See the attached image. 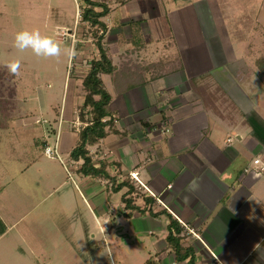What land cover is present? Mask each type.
I'll return each mask as SVG.
<instances>
[{
  "label": "crops",
  "instance_id": "crops-1",
  "mask_svg": "<svg viewBox=\"0 0 264 264\" xmlns=\"http://www.w3.org/2000/svg\"><path fill=\"white\" fill-rule=\"evenodd\" d=\"M93 1L102 4L96 11L106 8L102 42L115 71L100 77L110 80L109 89L103 83L113 129L86 148L94 167L105 164L115 184L134 187L136 208L127 215L128 186L115 190L104 176L82 174V159L70 158L85 125L75 114L84 91L73 116L67 104L55 108L40 142L44 148L49 138L58 140L75 174L59 202L75 214L64 211L63 218L83 238L78 245L98 264L132 245L144 246L143 264H185L167 245L169 214L182 227V245L193 247L194 264H264V173L251 156L257 141L264 145V0ZM194 78L201 79L197 91ZM70 86L75 95L76 84ZM44 173L50 193L68 183L64 174ZM194 177L201 179L193 193L186 185Z\"/></svg>",
  "mask_w": 264,
  "mask_h": 264
},
{
  "label": "rangeland",
  "instance_id": "rangeland-1",
  "mask_svg": "<svg viewBox=\"0 0 264 264\" xmlns=\"http://www.w3.org/2000/svg\"><path fill=\"white\" fill-rule=\"evenodd\" d=\"M81 6L82 0H0V264H98L92 254L83 252L78 245L83 238L77 239V231L71 230L72 219L63 218L65 213L75 217L74 212L68 211L70 207L59 202L75 179L67 155L58 150L59 158L47 156L40 143L43 127L50 125L46 120L52 118L55 108L60 110L67 104V114L74 115L73 104L80 103L78 95L84 93L82 73L96 57L92 28L78 15ZM22 29H38L73 54L62 51L59 57L45 58L31 50L20 52L13 46V34ZM13 59L20 61L18 75L6 67ZM102 80L109 89V78L103 75ZM70 82L76 84L75 95ZM80 109L81 105H77L76 121L80 120ZM84 112L85 119L89 118ZM53 140H48L52 146ZM255 147L251 156L257 155L264 163V145L257 141ZM38 152V162L22 172ZM45 169L58 178L64 174L68 183L50 193L42 186ZM71 205L74 207L73 202ZM48 215L54 224L46 220ZM32 230L35 236H31ZM113 234L116 235L115 230ZM85 241L89 244L91 238ZM129 241L136 243L134 238ZM143 247L128 246L126 252L113 249L110 258L105 256L106 264H143Z\"/></svg>",
  "mask_w": 264,
  "mask_h": 264
},
{
  "label": "trees",
  "instance_id": "trees-1",
  "mask_svg": "<svg viewBox=\"0 0 264 264\" xmlns=\"http://www.w3.org/2000/svg\"><path fill=\"white\" fill-rule=\"evenodd\" d=\"M82 1L84 6L82 7L81 19L87 22L92 28L91 35L95 40L98 57L93 58L90 61L89 67L82 78V87L85 93L79 113V119L84 122L85 125L78 131V140L76 145L70 151V158L72 160L82 159L83 162L79 169L82 174L104 176L112 182L113 189L115 190H119L125 185L128 186L127 194L122 197V201L124 202L125 209L129 210V213L127 214L129 215L131 211L136 208L131 198V193L134 191V187L127 181L115 184V178L111 177L105 170V164L100 167H94L86 148L87 145L104 137L109 129H113L112 112L109 108L111 95L105 88L100 74H112L115 71V67L108 58L102 42L106 26L101 20V17L105 15L106 8L96 11L95 7L101 6V3L93 0ZM200 80V78H194L191 80V86L196 91L198 90L197 88ZM118 91L121 90L118 89ZM85 110L90 116L87 119H85ZM106 117L109 118L106 120ZM147 211L152 215L160 213H154L151 208L147 209ZM167 215L169 217V223L167 225L168 234L166 236L168 248L174 252L177 261L185 264H194L195 256L193 247L191 245H182V238L180 236L182 227L177 220L171 218L169 214ZM151 262V260H147V264H151Z\"/></svg>",
  "mask_w": 264,
  "mask_h": 264
},
{
  "label": "clouds",
  "instance_id": "clouds-1",
  "mask_svg": "<svg viewBox=\"0 0 264 264\" xmlns=\"http://www.w3.org/2000/svg\"><path fill=\"white\" fill-rule=\"evenodd\" d=\"M13 46L20 52L31 50L33 54L40 57H59L62 51L67 55H72V51L63 48L59 42L52 37L42 35L38 29H22L13 34ZM6 67L14 74L18 75L20 70V61L13 59L7 62ZM200 177H194L186 185V190L196 192L200 187Z\"/></svg>",
  "mask_w": 264,
  "mask_h": 264
},
{
  "label": "built area",
  "instance_id": "built-area-1",
  "mask_svg": "<svg viewBox=\"0 0 264 264\" xmlns=\"http://www.w3.org/2000/svg\"><path fill=\"white\" fill-rule=\"evenodd\" d=\"M78 15L81 16L80 13ZM58 150H59L58 149V140H56L53 146L46 144L44 146V150L43 151H44V154H46L47 156H51V157L56 156V157L59 158ZM253 163L254 164H258L259 163V159H257V158L254 159ZM68 164L70 165V162ZM64 167H65V165H64ZM65 169L68 170L67 167H65ZM259 169H260V171H264V166H260ZM130 178L133 179L134 181L138 182V178H137V176L134 173L130 174Z\"/></svg>",
  "mask_w": 264,
  "mask_h": 264
}]
</instances>
